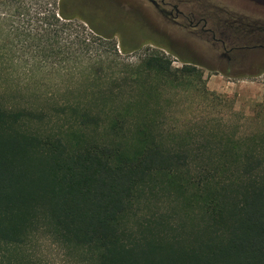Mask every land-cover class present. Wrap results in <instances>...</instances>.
Wrapping results in <instances>:
<instances>
[{
    "label": "trees",
    "instance_id": "trees-1",
    "mask_svg": "<svg viewBox=\"0 0 264 264\" xmlns=\"http://www.w3.org/2000/svg\"><path fill=\"white\" fill-rule=\"evenodd\" d=\"M76 19L58 0H0V73L87 61L92 83L62 103L0 89V264H33L39 236L93 264H264V131L166 135L145 112L161 83L203 72L155 52L99 85Z\"/></svg>",
    "mask_w": 264,
    "mask_h": 264
},
{
    "label": "rangeland",
    "instance_id": "rangeland-1",
    "mask_svg": "<svg viewBox=\"0 0 264 264\" xmlns=\"http://www.w3.org/2000/svg\"><path fill=\"white\" fill-rule=\"evenodd\" d=\"M188 1L195 6L209 7L212 12L218 7L228 6L264 20V4H261L264 0L261 3L252 0ZM58 2L77 18L74 22L76 35L89 34L90 27L95 31L92 37L95 56L92 66L94 73L103 81L99 85L132 70L129 66L138 65L155 52L163 53L175 69L188 63L203 72L200 81L187 87L161 83L158 101L145 112L156 119L160 131L166 135L185 140L201 132L241 137L264 131L263 90L252 87L249 82L257 81L256 75L264 71V50H257L244 58L239 53L227 52L228 57L236 59L228 64L226 58L219 57L223 50L218 53L213 49L212 38H207L201 30L192 31L186 22V29L175 26L147 0ZM166 9L171 11L170 7ZM85 21L90 26L83 24ZM104 37L111 39L104 40ZM121 45L126 46V52L122 51ZM87 63L78 69L76 76L63 78L48 75V71L33 76L23 64L10 68L8 73H0V89L5 91L8 88L11 93L22 92L19 95L27 99L42 97L44 100L55 96L56 102L62 103L70 96L76 97L77 90L92 85L87 81ZM239 79L246 80L239 85L243 87L227 84ZM71 88L74 90L67 93ZM258 113L263 115L259 119L255 117ZM28 255L33 264H93L80 252L56 244L48 236L36 238L28 248Z\"/></svg>",
    "mask_w": 264,
    "mask_h": 264
},
{
    "label": "flooded vegetation",
    "instance_id": "flooded-vegetation-1",
    "mask_svg": "<svg viewBox=\"0 0 264 264\" xmlns=\"http://www.w3.org/2000/svg\"><path fill=\"white\" fill-rule=\"evenodd\" d=\"M164 17L181 29L190 27L192 31L201 30L207 38H212L213 49L219 53L220 58H226L228 64L236 61L228 57V53H242L250 50H264V20L251 17L248 13H241L235 8L224 6L212 12L209 7L195 6L187 0H147ZM261 3V0H252ZM264 4V3H261ZM166 7H170L171 11ZM220 8V9H219ZM218 11L220 13H218ZM180 19L183 21L181 22ZM188 24V27L187 25ZM243 41L248 44L245 46ZM251 47V48H250Z\"/></svg>",
    "mask_w": 264,
    "mask_h": 264
},
{
    "label": "crops",
    "instance_id": "crops-1",
    "mask_svg": "<svg viewBox=\"0 0 264 264\" xmlns=\"http://www.w3.org/2000/svg\"><path fill=\"white\" fill-rule=\"evenodd\" d=\"M264 78V71L260 72L258 75H256V80L257 81H249L252 87H256L257 89H262L263 90V96H264V80L261 81V79ZM246 83L245 79H239L238 82H228V85H234V87H243L239 85H243ZM228 89V87H226ZM237 89V88H234ZM239 89V88H238Z\"/></svg>",
    "mask_w": 264,
    "mask_h": 264
}]
</instances>
